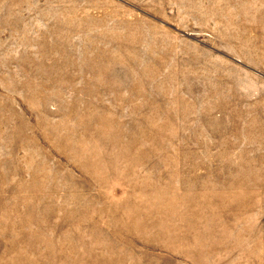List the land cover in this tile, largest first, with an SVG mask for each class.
Here are the masks:
<instances>
[{
    "label": "rangeland",
    "instance_id": "1",
    "mask_svg": "<svg viewBox=\"0 0 264 264\" xmlns=\"http://www.w3.org/2000/svg\"><path fill=\"white\" fill-rule=\"evenodd\" d=\"M0 264H264V0H0Z\"/></svg>",
    "mask_w": 264,
    "mask_h": 264
}]
</instances>
